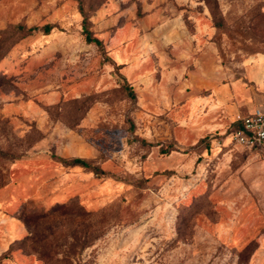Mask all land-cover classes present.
I'll list each match as a JSON object with an SVG mask.
<instances>
[{"label":"rangeland","instance_id":"obj_1","mask_svg":"<svg viewBox=\"0 0 264 264\" xmlns=\"http://www.w3.org/2000/svg\"><path fill=\"white\" fill-rule=\"evenodd\" d=\"M262 57L264 0H0V264H264Z\"/></svg>","mask_w":264,"mask_h":264},{"label":"crops","instance_id":"obj_2","mask_svg":"<svg viewBox=\"0 0 264 264\" xmlns=\"http://www.w3.org/2000/svg\"><path fill=\"white\" fill-rule=\"evenodd\" d=\"M252 81L258 91L254 102L250 105L248 113L256 107L264 109V57L255 60L254 67L251 70ZM240 177L232 181V188L237 190H246L248 196H264V160L253 158L240 169ZM248 188L250 190L248 191ZM237 190H235L237 192Z\"/></svg>","mask_w":264,"mask_h":264},{"label":"built area","instance_id":"obj_3","mask_svg":"<svg viewBox=\"0 0 264 264\" xmlns=\"http://www.w3.org/2000/svg\"><path fill=\"white\" fill-rule=\"evenodd\" d=\"M238 122L231 134L233 143L249 150L264 148V109L256 107Z\"/></svg>","mask_w":264,"mask_h":264},{"label":"trees","instance_id":"obj_4","mask_svg":"<svg viewBox=\"0 0 264 264\" xmlns=\"http://www.w3.org/2000/svg\"><path fill=\"white\" fill-rule=\"evenodd\" d=\"M82 27H83V34L85 36L86 42L87 43H93V44L97 45L98 47H101L102 41L100 39H98L97 37H94L93 33L91 32V30L88 27V19L85 16H83ZM18 28L20 30H24V28L21 26H19ZM43 30H44L45 34H49L52 30V27L50 25H47V26L43 27ZM128 96L132 99L135 98L134 92L131 91L130 89L128 90ZM236 125L238 127L239 122H237ZM60 161L65 165L76 166V167H81V168L91 170L94 173H96L97 175L103 174V171L101 169L93 166L89 161H87L86 159L80 158V157H75V158H71V159L60 158ZM8 251H10V249Z\"/></svg>","mask_w":264,"mask_h":264}]
</instances>
